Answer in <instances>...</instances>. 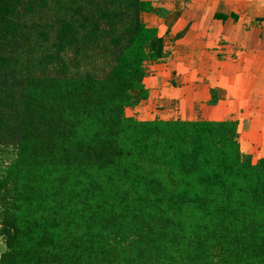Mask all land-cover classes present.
I'll return each instance as SVG.
<instances>
[{
	"label": "trees",
	"instance_id": "1",
	"mask_svg": "<svg viewBox=\"0 0 264 264\" xmlns=\"http://www.w3.org/2000/svg\"><path fill=\"white\" fill-rule=\"evenodd\" d=\"M147 7L0 0V264H264V157L237 120L125 115L146 93Z\"/></svg>",
	"mask_w": 264,
	"mask_h": 264
},
{
	"label": "crops",
	"instance_id": "2",
	"mask_svg": "<svg viewBox=\"0 0 264 264\" xmlns=\"http://www.w3.org/2000/svg\"><path fill=\"white\" fill-rule=\"evenodd\" d=\"M143 1L148 7L141 20L151 31L142 80L146 93L132 92L125 115L138 120L236 119L240 150L242 136H254L256 143L264 136V123L255 133L250 123L256 103L264 105V0ZM259 85L263 93L255 99ZM160 107L174 116L158 115Z\"/></svg>",
	"mask_w": 264,
	"mask_h": 264
},
{
	"label": "rangeland",
	"instance_id": "3",
	"mask_svg": "<svg viewBox=\"0 0 264 264\" xmlns=\"http://www.w3.org/2000/svg\"><path fill=\"white\" fill-rule=\"evenodd\" d=\"M158 70V69H156ZM161 73L159 72L158 76L161 77ZM258 83V82H257ZM254 85V84H253ZM263 93V89H262V85L257 86L254 89V93L253 96L256 99L258 96L262 95ZM167 98L169 97L168 95L166 96ZM155 98L157 99V96H155ZM162 100H165V97L162 98ZM263 104H257L254 106L253 112L255 113V115L253 116V119L250 120L251 123V130L255 133V131H257L259 129V127H261L262 123H264V108H263ZM160 112L158 113V115H170L168 117H172L174 116V112L169 110L168 108H162L160 107ZM197 114V112L195 113V115ZM195 115L193 117H195ZM127 136V134H126ZM254 136H242L243 139V152L244 153H249L251 155L252 161L256 162L259 158H263L264 157V136H261L259 138V140L255 143V139L253 138ZM128 142H129V137H126ZM239 139V138H238ZM251 144V147L246 148L245 146H248L249 143ZM240 148V145H239ZM246 148V149H245ZM13 155V151L10 148H3L0 147V169L9 162V160L11 159ZM143 170L144 173L148 176V177H155L158 178L160 181L163 182V184H165V186L167 187L168 190L170 191H174V190H179L182 186H183V182L181 183L180 181L182 180L181 176H179L178 174H171V172H169V169L167 166H160L159 164H157L154 160L152 159H148L146 158L144 161V165H143ZM113 170H109L108 173H112ZM116 179L117 176L113 175ZM186 178V177H185ZM188 179V178H186ZM117 183H119L117 181ZM175 220H179L178 216L173 215ZM183 218L182 220L184 221L185 225L188 226V224H190L191 222V218H193L189 208H185L184 212H183ZM4 250V242H3V238L0 236V253Z\"/></svg>",
	"mask_w": 264,
	"mask_h": 264
}]
</instances>
